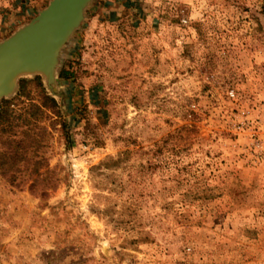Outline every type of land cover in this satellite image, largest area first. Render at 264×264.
<instances>
[{
  "label": "rangeland",
  "instance_id": "374dc122",
  "mask_svg": "<svg viewBox=\"0 0 264 264\" xmlns=\"http://www.w3.org/2000/svg\"><path fill=\"white\" fill-rule=\"evenodd\" d=\"M47 1L0 0V40ZM54 70L2 98L58 113L0 174V264H264V0H91Z\"/></svg>",
  "mask_w": 264,
  "mask_h": 264
},
{
  "label": "water",
  "instance_id": "95a60500",
  "mask_svg": "<svg viewBox=\"0 0 264 264\" xmlns=\"http://www.w3.org/2000/svg\"><path fill=\"white\" fill-rule=\"evenodd\" d=\"M91 0H48L27 22L0 40V99L16 88V78L54 77L60 47L83 18Z\"/></svg>",
  "mask_w": 264,
  "mask_h": 264
},
{
  "label": "trees",
  "instance_id": "16d2710c",
  "mask_svg": "<svg viewBox=\"0 0 264 264\" xmlns=\"http://www.w3.org/2000/svg\"><path fill=\"white\" fill-rule=\"evenodd\" d=\"M67 74L68 73L65 70H60L59 72V76L63 78H66ZM27 82L35 83L39 88L37 101H32L31 98H28L25 86ZM17 96H22L27 99V102L20 106L19 109L9 107L10 105H12V107L14 106L15 103H13V101L15 98L11 100L0 99V125L6 123V125H11L10 127H12L15 123H13V120H20L19 123L26 126L22 131L21 138H6L2 141V149L0 150V174L6 177H12L13 171L19 169L18 164L20 162L28 161L29 158L27 157V152L29 149L35 151L39 146V141L32 135L33 132L37 133L38 131V126L36 124L37 119L45 110H51L56 114L58 113L55 101L44 93L37 77L33 80H20ZM32 163L31 172L38 175V161L33 160ZM12 178H10V180H12ZM36 182L37 178L35 177L29 185L30 188H33L34 183Z\"/></svg>",
  "mask_w": 264,
  "mask_h": 264
},
{
  "label": "built area",
  "instance_id": "2783aa9c",
  "mask_svg": "<svg viewBox=\"0 0 264 264\" xmlns=\"http://www.w3.org/2000/svg\"><path fill=\"white\" fill-rule=\"evenodd\" d=\"M229 95H232V93H231V92H229ZM262 159L264 160V155H262Z\"/></svg>",
  "mask_w": 264,
  "mask_h": 264
},
{
  "label": "crops",
  "instance_id": "0c3cea01",
  "mask_svg": "<svg viewBox=\"0 0 264 264\" xmlns=\"http://www.w3.org/2000/svg\"><path fill=\"white\" fill-rule=\"evenodd\" d=\"M37 11H38V10H37ZM37 11H36V12H37Z\"/></svg>",
  "mask_w": 264,
  "mask_h": 264
}]
</instances>
